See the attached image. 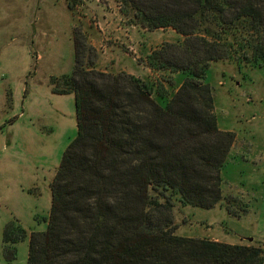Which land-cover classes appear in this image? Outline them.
Segmentation results:
<instances>
[{"label":"trees","instance_id":"obj_1","mask_svg":"<svg viewBox=\"0 0 264 264\" xmlns=\"http://www.w3.org/2000/svg\"><path fill=\"white\" fill-rule=\"evenodd\" d=\"M174 4L178 21L161 10L135 15L142 26L184 36L146 59L172 73L174 91L163 79L86 69L80 58L94 49L73 32L77 65L64 92L74 95L77 132L50 184L47 228L29 235L26 264H263L259 246L176 234L173 209L212 208L221 199L234 136L217 127L204 75L212 61L264 65V0ZM25 236L14 223L4 231L8 243Z\"/></svg>","mask_w":264,"mask_h":264},{"label":"rangeland","instance_id":"obj_2","mask_svg":"<svg viewBox=\"0 0 264 264\" xmlns=\"http://www.w3.org/2000/svg\"><path fill=\"white\" fill-rule=\"evenodd\" d=\"M75 1L0 0V264H26L29 235L47 228L50 184L77 132L74 95L64 92L77 65L74 31L94 49L80 58L86 69L163 79L175 90L172 73L150 69L146 59L184 36L135 17L161 10L177 20L174 0ZM173 77L179 84L185 75ZM204 82L212 88L217 127L234 140L221 170V199L212 208L177 203L175 233L264 251V65L212 61ZM11 223L26 232L14 243L4 240Z\"/></svg>","mask_w":264,"mask_h":264},{"label":"crops","instance_id":"obj_3","mask_svg":"<svg viewBox=\"0 0 264 264\" xmlns=\"http://www.w3.org/2000/svg\"><path fill=\"white\" fill-rule=\"evenodd\" d=\"M132 69H133L134 71H133ZM135 70L137 71V66L134 64V66L132 65V67H131V70H130V71H131V73H136V71H135ZM263 264H264V261H263Z\"/></svg>","mask_w":264,"mask_h":264}]
</instances>
